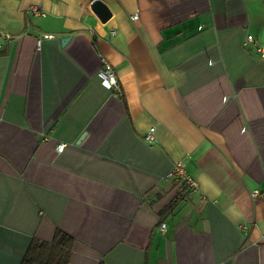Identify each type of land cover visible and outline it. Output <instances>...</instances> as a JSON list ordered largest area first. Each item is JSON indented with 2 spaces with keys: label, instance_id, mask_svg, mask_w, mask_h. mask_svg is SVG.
<instances>
[{
  "label": "crops",
  "instance_id": "0c3cea01",
  "mask_svg": "<svg viewBox=\"0 0 264 264\" xmlns=\"http://www.w3.org/2000/svg\"><path fill=\"white\" fill-rule=\"evenodd\" d=\"M93 1L0 0V264H264V0Z\"/></svg>",
  "mask_w": 264,
  "mask_h": 264
},
{
  "label": "built area",
  "instance_id": "2783aa9c",
  "mask_svg": "<svg viewBox=\"0 0 264 264\" xmlns=\"http://www.w3.org/2000/svg\"><path fill=\"white\" fill-rule=\"evenodd\" d=\"M32 10L35 13H40V11L37 7H32ZM132 18H133V20H137L138 15L135 14V15H133ZM113 33H114V31H113ZM45 37H50V35H45ZM249 43L254 45L256 47L257 51L261 52V54L264 56V48H262L256 44V41H255L253 35H248L246 37L244 44H249ZM99 74L101 76L103 84L106 87L120 91L119 79H118V76L115 72V69L111 63H109L108 61H104L103 67H102ZM155 131H156V127H151L150 131L146 135V140L148 142H153L155 140ZM64 147H65V143H60L57 146V151L58 152L62 151L64 149ZM167 177L170 179H174L178 183L177 184L178 185V193L182 197H185V198L190 197L189 193L195 192L199 188L198 182L188 173L184 160H180L176 164H174L172 169L168 172ZM259 194H260V191L258 189H254L251 192V196L253 198H256ZM165 227H166V224L162 223V225H161L162 231L165 230Z\"/></svg>",
  "mask_w": 264,
  "mask_h": 264
},
{
  "label": "trees",
  "instance_id": "16d2710c",
  "mask_svg": "<svg viewBox=\"0 0 264 264\" xmlns=\"http://www.w3.org/2000/svg\"><path fill=\"white\" fill-rule=\"evenodd\" d=\"M73 247V238L63 232H57L52 244L34 241L22 264H68ZM54 252V256L46 257L45 253Z\"/></svg>",
  "mask_w": 264,
  "mask_h": 264
},
{
  "label": "water",
  "instance_id": "95a60500",
  "mask_svg": "<svg viewBox=\"0 0 264 264\" xmlns=\"http://www.w3.org/2000/svg\"><path fill=\"white\" fill-rule=\"evenodd\" d=\"M91 8L103 22L108 21L112 16L110 8L102 0H94Z\"/></svg>",
  "mask_w": 264,
  "mask_h": 264
}]
</instances>
